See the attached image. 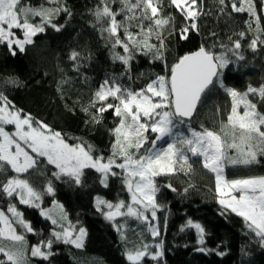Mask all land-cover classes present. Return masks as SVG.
Wrapping results in <instances>:
<instances>
[{
  "label": "snow or ice",
  "instance_id": "6c2138e0",
  "mask_svg": "<svg viewBox=\"0 0 264 264\" xmlns=\"http://www.w3.org/2000/svg\"><path fill=\"white\" fill-rule=\"evenodd\" d=\"M45 2L54 6H32L25 0H0V43H6L12 55L17 49L23 53L27 45L34 43L33 38L44 33L47 26L60 31L62 26L53 23L54 18L62 12L71 14L61 0ZM114 3L116 0H101L102 6L98 5L93 14L98 21H107V26H102L101 31L111 41L113 60L124 64L126 72L130 71L137 53L165 61L167 36L176 33L181 40H187L191 31L199 30L198 18L205 14L203 0H170L184 20L183 26L177 30L175 17L162 15V0H119L117 11L111 7ZM218 3L222 6L221 12L229 6L226 0H218ZM230 8L232 12L247 13L249 17L245 21L247 31L238 34L240 39L228 37L231 46L220 43L205 47L202 44L196 51L179 56L167 70L168 74H157L138 90L118 83L119 78L115 76L106 78L99 85L89 106L82 111L89 115L93 123H100L103 113L108 110H113L114 116L119 118V123L111 130L114 139L108 157L94 156L93 146L83 140L69 143L60 131L17 108L0 92V173L10 168L16 174L0 182V190L8 197H17L20 204L40 210L52 225L59 224L60 231L52 230L55 240L82 249L87 230L72 225L62 204L53 202V209H58V212L44 209L42 199L45 193L38 191L21 174L37 171L46 161L56 168L52 173L56 180L67 178L80 185L84 170L94 169L101 176L100 183L107 187L109 176L118 175L113 171L115 167L121 170L130 203L124 200L113 203L98 196L97 209L108 221L115 222L117 217H132L148 222L149 230L155 237L160 235V231L150 222L149 213L155 220L161 208L157 202L160 186L156 178L191 173L190 161L196 157L204 169L214 174L216 199L222 209L219 214L225 216L232 213L243 218L246 227L264 244V175L229 180L225 174L228 166L249 167L264 160V111H260L257 103L249 99L252 95L264 101V84L258 88L249 86L244 92L225 84V70L244 59L241 40L251 33L248 48L255 52L264 45V26L261 22L264 0H261L259 10L256 0H230ZM121 14L124 19L118 20L117 16ZM35 18H39L38 23L34 22ZM131 21L137 23L132 24ZM17 31L20 36H17ZM210 36L216 37L217 34L213 32ZM117 47L123 49V54L115 51ZM69 58L78 62L81 55L73 51ZM6 83L15 86L18 81L9 78ZM215 87L230 97L231 107L226 119L220 120L215 128L203 124L199 130L191 127L190 121L197 114L198 106ZM89 108L95 109V112H90ZM9 125L14 131L6 130ZM149 134H154V137L150 139ZM167 187L176 191L171 183ZM54 191L49 180L45 192L54 194ZM17 227L23 228L24 233L34 231L16 205L9 204L6 212L0 209V254L4 257L0 259V264H30L32 257L49 260L54 255L53 239L41 240L29 248L24 233L18 232ZM186 227L196 229L199 243L204 244V226L189 220ZM116 230L122 231V226L117 225ZM157 247L161 251L153 253V259L164 254L163 243ZM148 248L149 245L143 244L128 250L127 260L139 264L148 255ZM197 251L205 252L207 249L199 247ZM224 254L219 253L221 256Z\"/></svg>",
  "mask_w": 264,
  "mask_h": 264
},
{
  "label": "trees",
  "instance_id": "16d2710c",
  "mask_svg": "<svg viewBox=\"0 0 264 264\" xmlns=\"http://www.w3.org/2000/svg\"><path fill=\"white\" fill-rule=\"evenodd\" d=\"M61 2L71 14L62 12L54 18L53 23L62 26L60 31L47 26L44 33L33 38V44L27 45L23 53L17 49L15 55H12L6 43H0V92L17 108L60 131L69 143L83 140L93 146L94 156L104 157L111 155L114 139L111 130L119 123V118L114 116L113 110H108L103 113L100 123H93L82 109L89 106L94 92L106 78L118 77V83L132 90L143 88L157 74H168L167 70L179 56L196 51L202 44L205 47L220 43L231 46L228 37L240 39L238 34L247 31L245 21L249 19L247 13L232 12L230 0H226L229 6L224 12L220 11L222 6L218 0H203L205 14L198 18V31H191L187 40H181L176 33L167 36L165 31V61L153 60L151 56L137 53L131 62L130 71L126 72L124 64L113 60L111 41L101 31L102 26H107V21H98L93 14L98 5L102 6L101 0ZM25 3L54 6L45 0H25ZM256 4L259 10L261 0H256ZM111 7L117 11L120 8L119 0ZM162 9V15L171 14L175 17V27L179 30L184 20L170 0H162ZM117 19L123 20L124 15L117 16ZM34 22L38 23L39 18H35ZM261 22L264 26V15ZM130 23L135 24L137 21ZM213 32L217 34L216 37L210 36ZM120 35L123 38L122 31ZM251 38L252 34L249 33L241 40L244 59L225 70V84L240 92L246 91L249 86L258 88L264 84V45L252 51L247 46ZM73 51L81 55L78 62L69 58ZM115 51L123 54L120 47ZM9 78L18 81V84L14 86L6 83ZM250 99L257 103L260 111H264V101L252 95ZM230 107V97L222 89L212 88L198 106L197 114L190 121L191 127L199 130L203 124L215 128L220 120L226 119ZM89 111L95 112V109L89 108ZM153 137L154 134H149L150 139ZM190 162L192 171L189 174L156 178L160 186L157 202L161 208L157 211V218L150 221L157 223L160 231V235L155 237L149 230L148 222L132 217H117L115 222L108 221L97 209L98 196L113 203L120 200L130 202L121 170L115 167L113 171L118 175L109 176L107 187L100 183L101 176L94 169L84 170L80 185L67 178L56 180L52 176L56 168L46 161L41 163L37 171L21 174L38 191L45 193L42 199L44 209H51L54 201L60 202L68 220L87 230L82 249L55 240L51 235L52 230H60L59 225H52L49 219L41 215L40 210L20 204L17 197H8L2 190L0 209L6 212L9 204H14L23 212L34 231L24 233L21 227H17V231L24 233L29 248L41 240L53 239L54 255L49 260L32 257L30 264H132L127 260L128 250L146 244L151 248L150 252H156L155 246L161 243L163 256L153 259L147 255L139 264H264V244L246 227L243 218L232 213L225 216L219 214L222 209L216 199L214 174L204 169L198 158L192 157ZM225 174L228 179L264 175V160L249 167L228 166ZM13 175L16 174L10 168L7 169L0 173V182H5ZM49 180L53 183L54 194L45 192ZM169 183L176 191L167 187ZM189 220L200 223L206 229L204 244L199 243L196 229L186 227ZM117 225L122 226V231L116 230ZM199 247L207 251L199 252ZM221 252L225 254L219 255ZM3 258L1 254L0 259Z\"/></svg>",
  "mask_w": 264,
  "mask_h": 264
},
{
  "label": "rangeland",
  "instance_id": "374dc122",
  "mask_svg": "<svg viewBox=\"0 0 264 264\" xmlns=\"http://www.w3.org/2000/svg\"><path fill=\"white\" fill-rule=\"evenodd\" d=\"M16 34H17V36H20L21 35V33L19 32V31H17L16 32ZM249 99H250V96H249ZM241 111H243V109L241 108ZM11 126V125H10ZM8 126V128H6V130H8V131H14V128H13V126ZM228 179V178H227ZM229 180H231V179H229ZM56 203H58V204H61L60 202H56ZM130 203V202H129ZM51 209H53V207L51 208ZM54 211H56V212H58V209H53ZM65 210V209H64ZM55 218V217H54ZM124 218V217H123ZM149 218H150V221L152 220V218H151V216H150V213H149ZM59 225V224H58ZM72 225H74V224H72ZM156 226H157V223L155 224ZM77 229L79 228L78 226H76V225H74ZM58 231H60V230H58ZM149 249H151V248H148L147 249V252H148V256H151L152 257V254L153 253H155V252H150L149 251ZM155 251L157 252V251H160V248L159 247H157V245L155 246ZM1 255V254H0ZM147 256V255H146Z\"/></svg>",
  "mask_w": 264,
  "mask_h": 264
},
{
  "label": "water",
  "instance_id": "95a60500",
  "mask_svg": "<svg viewBox=\"0 0 264 264\" xmlns=\"http://www.w3.org/2000/svg\"><path fill=\"white\" fill-rule=\"evenodd\" d=\"M197 109H198V108H197ZM195 115H196V114H195ZM195 115L192 117V119L195 117ZM192 119H191V120H192Z\"/></svg>",
  "mask_w": 264,
  "mask_h": 264
}]
</instances>
